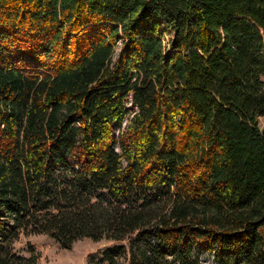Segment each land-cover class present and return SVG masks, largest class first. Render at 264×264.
<instances>
[{
    "label": "trees",
    "instance_id": "trees-1",
    "mask_svg": "<svg viewBox=\"0 0 264 264\" xmlns=\"http://www.w3.org/2000/svg\"><path fill=\"white\" fill-rule=\"evenodd\" d=\"M264 0H0V264H264Z\"/></svg>",
    "mask_w": 264,
    "mask_h": 264
},
{
    "label": "rangeland",
    "instance_id": "rangeland-1",
    "mask_svg": "<svg viewBox=\"0 0 264 264\" xmlns=\"http://www.w3.org/2000/svg\"><path fill=\"white\" fill-rule=\"evenodd\" d=\"M261 127H264V118L259 119ZM114 242L101 240L93 241L83 238L76 241L70 249H65L60 244L46 234L22 235L15 243L16 250L25 256H29V250L39 255L37 264H88V256L101 251L106 246ZM207 264H212L207 259Z\"/></svg>",
    "mask_w": 264,
    "mask_h": 264
}]
</instances>
